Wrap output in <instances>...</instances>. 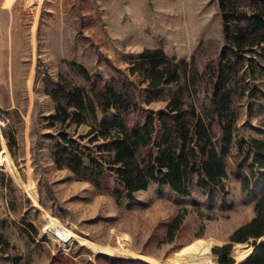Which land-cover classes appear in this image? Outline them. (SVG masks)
Masks as SVG:
<instances>
[{"label": "rangeland", "instance_id": "374dc122", "mask_svg": "<svg viewBox=\"0 0 264 264\" xmlns=\"http://www.w3.org/2000/svg\"><path fill=\"white\" fill-rule=\"evenodd\" d=\"M240 8L250 9L249 0ZM225 44L219 0H0V112L9 117L0 124V264H118L113 258L121 264H193L202 256L219 264L213 247L224 243H231L236 259L249 254L255 237L232 249L238 240L230 234L255 215V200L246 198L231 172L225 191L204 192L194 176L189 195L151 182L135 201L119 202L115 191L58 167L53 154L61 129L49 119L57 100L48 79L64 75L80 85L88 121L68 128L79 136L92 125L108 129L103 122L114 113L100 109L82 68L101 83L128 78L141 103L125 118L132 126L175 94L198 110L208 107L212 70ZM145 48L188 63L189 72L198 69L204 76L196 91L184 88L183 78L148 88L141 68L149 63L139 56ZM236 59L233 153L240 138H264V43ZM121 133L132 141L129 132ZM56 227L77 239L65 245Z\"/></svg>", "mask_w": 264, "mask_h": 264}, {"label": "trees", "instance_id": "16d2710c", "mask_svg": "<svg viewBox=\"0 0 264 264\" xmlns=\"http://www.w3.org/2000/svg\"><path fill=\"white\" fill-rule=\"evenodd\" d=\"M244 1L219 0L226 44L212 70L208 107L198 110L195 104L186 105L182 96L175 94L166 107L149 110L142 122L130 126L125 120L127 114L141 107L138 86L128 78L115 76L101 83L82 68L100 109L114 111L103 122L108 129L92 125L79 136L68 130L73 124L88 121V107L80 85L64 75L56 81L48 79L49 85H53L50 93L57 100L49 119L52 125L60 123L61 129L53 149L56 165L66 166L79 177L115 191L119 202L135 201V193L151 182L167 184L179 194L189 195L194 176L204 192H212L214 188L225 191L224 179L231 172L241 180L246 198L255 200L256 211L230 234L231 240H238L232 249L244 244L239 241L255 237L253 250L237 264H264V237L257 242L258 237L264 236V138H240L237 153L231 151L235 128L232 109L235 91L231 84L241 68L236 56L264 43V0H249L250 9L240 8ZM139 56L149 63L147 68H141L148 88L170 82L180 84L183 78L182 86L189 90L193 87L195 92L198 79L204 76L196 68L189 72L188 63L169 61L159 48H145ZM109 127L119 131L112 132ZM122 131L129 132L132 141ZM99 139L102 141L96 142ZM135 146L141 150L142 162ZM244 168L249 172L245 173ZM111 177L114 184L109 183ZM180 223V216H176L174 225L178 227ZM173 232L170 229L171 238ZM230 249L231 243L213 247L219 264L235 263ZM113 261L121 264L124 260L113 258ZM131 263L149 264L139 259ZM193 264H209V259L202 256Z\"/></svg>", "mask_w": 264, "mask_h": 264}, {"label": "built area", "instance_id": "2783aa9c", "mask_svg": "<svg viewBox=\"0 0 264 264\" xmlns=\"http://www.w3.org/2000/svg\"><path fill=\"white\" fill-rule=\"evenodd\" d=\"M0 121H1V128L4 127L8 121H9V117L6 113V111H1L0 112ZM9 140H8V143L11 142L10 140V137L8 136ZM51 221L49 220V226H48V229L51 231L52 227H51ZM55 228V227H54ZM56 227V230H55V236L57 238H59L61 241H63V243L66 245L67 243H69L68 245H71L73 244V242L77 239L76 237H74L73 235H71L70 233L67 234V232L64 233V231L62 230V228H58Z\"/></svg>", "mask_w": 264, "mask_h": 264}, {"label": "water", "instance_id": "95a60500", "mask_svg": "<svg viewBox=\"0 0 264 264\" xmlns=\"http://www.w3.org/2000/svg\"><path fill=\"white\" fill-rule=\"evenodd\" d=\"M263 237H264V236H260V237H258V238H257V242L260 241ZM253 248H254V244L252 245L251 251L253 250ZM241 259H243V258H241ZM241 259H238V258H237L234 264H237V262L240 261Z\"/></svg>", "mask_w": 264, "mask_h": 264}]
</instances>
